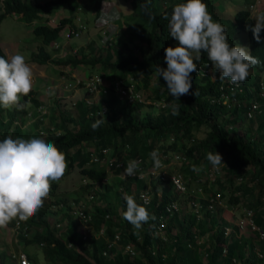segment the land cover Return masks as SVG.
Segmentation results:
<instances>
[{
    "label": "trees",
    "instance_id": "16d2710c",
    "mask_svg": "<svg viewBox=\"0 0 264 264\" xmlns=\"http://www.w3.org/2000/svg\"><path fill=\"white\" fill-rule=\"evenodd\" d=\"M0 1V19L7 13H19L31 24L38 41L37 50L32 52L36 59H53L61 63V67L67 63L98 64L99 74L107 81L106 91L99 94L97 101L88 104L84 97H79L74 100V110L62 108L56 101L59 106L57 113H48L44 121L39 117L32 119V125L37 130L33 137L20 125V116L28 111L27 106L22 109L0 106V140L9 136L20 138L21 135L29 136L28 139L40 138L39 132H44L41 138L54 143L65 153L68 167H78L85 178L81 188L95 191L94 180H97L96 184L102 186L100 197L104 200L109 198L107 194L111 189L104 178L107 165L102 160L90 158L92 152L102 154V147L111 148L110 154L123 160L122 166L112 165L114 173L122 171L129 161L137 157H140L144 167L150 166L154 162L150 156L153 150H157L159 158H162V152L173 149L184 155L179 169L187 188L191 187L193 179L199 178L200 173L206 176V169L211 165L206 158L207 153L219 152L224 163L220 165L221 174L216 175L213 182L216 191L233 203L248 195L244 203L252 209L254 222L264 230V75L261 73L264 70V31H261L258 42L251 30L256 21L249 10L254 0H242L245 6L237 7L230 15L224 16L216 13V0H204L213 20L225 26L229 44L234 41L230 35L231 27L245 31L248 48L260 61L250 69L244 82L225 89V92L229 91L226 101L222 100L224 95L219 88L222 81L220 73L214 71L213 66L212 74L206 71L192 73L191 92L179 99L169 94L166 82L159 77L158 69L167 68L165 49L179 43L169 36L168 23L173 8L186 0H127L131 5L130 11L121 19L119 16L115 19L116 25L124 26L125 35L121 38L105 37L99 45L92 36L86 43L89 52L83 51L78 58L71 51L64 55H51L53 51L47 45L53 44L66 31L69 34L64 36L74 35L73 29L79 21L84 23L82 29L86 28L87 21L75 13L80 0ZM101 1L84 0L90 4L94 21ZM65 3L68 4L69 14L50 21L53 11ZM166 16L168 19H165ZM34 20L36 22L32 23ZM60 46L71 48L74 45L65 42ZM77 47L82 50V47ZM0 56L7 59L1 45ZM206 59L207 53H202L201 60ZM127 74L134 77L135 87L142 93L145 89L149 90L143 94L145 98L150 94L151 99L161 98L164 104L155 108L151 101H125L117 97L112 82L116 77ZM153 74L154 82L150 86L149 79ZM27 98L32 108L40 103L36 89ZM251 98L256 99L257 107L251 106ZM101 103L106 106L104 111L99 110ZM173 105H178L175 115ZM17 118L19 121H15ZM101 119L103 123L99 128L92 130L91 125ZM201 125L203 132L198 136L195 132ZM241 125L244 128L239 130ZM146 161H149L148 164ZM193 165L201 171H193ZM149 179V202H136L145 206L150 217L154 215L155 219H149L140 229L123 217L126 211L125 193L135 195L137 189L146 184L145 178L137 179L135 175L121 179L122 184L113 189V200L95 202L91 209L85 205L91 214L94 233L83 236L77 219L67 211L68 203L59 201L56 196L60 211L54 221L48 218L51 208L43 206L36 215L24 221L25 230L34 225V232L26 235L20 228L17 231L19 238L38 243L47 263L264 264V238L254 240L248 234L243 235L238 225L225 217L219 205H207L209 200L206 196L199 198L198 215L190 207L181 213L173 211L167 215L163 236L160 235L155 224L163 204L172 198L178 199L184 192L177 189L169 177ZM55 186L56 182H53L52 188ZM190 194L192 196L193 189ZM118 205L121 207L119 211ZM226 224L230 225L227 233L224 232ZM101 225L103 229L99 232ZM115 231L118 238L107 245ZM198 235L202 237L200 241H196ZM126 242L132 243L134 253L123 248ZM6 256L7 252L1 249L0 264H6Z\"/></svg>",
    "mask_w": 264,
    "mask_h": 264
},
{
    "label": "clouds",
    "instance_id": "9594fccd",
    "mask_svg": "<svg viewBox=\"0 0 264 264\" xmlns=\"http://www.w3.org/2000/svg\"><path fill=\"white\" fill-rule=\"evenodd\" d=\"M165 19H168L166 16ZM252 19L256 23L251 28L254 38L259 42L264 31V12ZM169 36L179 43L165 49L167 68H159V77H163L169 94L179 99L188 95L192 88V73L197 71L196 61L202 53L212 62L214 71L220 73V79L232 83L244 82L250 69L259 64L248 47L232 46L223 24L214 21L204 0H186L174 6L168 23ZM33 90V71L21 54L10 58L0 56V106L5 109H22V97H27ZM178 105H173V114H177ZM103 123L97 120L91 125L96 130ZM155 168H161L157 150L150 153ZM207 160L214 168L224 163L219 152L207 153ZM68 164L65 153L54 143L42 138H13L0 140V228L6 227L13 220L27 221L43 207L45 199L51 193L52 183L63 178ZM193 171L201 168L193 165ZM139 162L131 160L124 169L126 175L135 176ZM143 177L141 173L140 178ZM126 211L123 217L136 229H140L150 217L145 206L136 202L133 196L125 195Z\"/></svg>",
    "mask_w": 264,
    "mask_h": 264
},
{
    "label": "rangeland",
    "instance_id": "374dc122",
    "mask_svg": "<svg viewBox=\"0 0 264 264\" xmlns=\"http://www.w3.org/2000/svg\"><path fill=\"white\" fill-rule=\"evenodd\" d=\"M32 1H42V0H32ZM112 1V0H111ZM253 5H249L250 15L253 18L256 14L260 12H264L262 9H264V0H254ZM1 3V1H0ZM216 5V13L218 15H230L237 7L245 6L244 2L242 0H219L214 1ZM131 9V5L127 0H114L113 4L110 6V16L112 19L110 20V24L103 26L107 28L105 34L107 36H114L121 38L123 35H125L124 32V26L122 24L116 25V17L119 16L121 19L122 16L129 12ZM77 11L75 13L79 14L84 20L87 21V26L85 29L80 30L77 34L71 35L69 37L64 36L63 33H61L57 38V46H54L53 44H48V49H51L53 52L51 55H64L66 52H70L76 54L75 57H80V55L84 52L88 53L89 49L86 46L87 41L92 36L95 38L96 44H102V37L104 35V32H102V27L93 20V14H91V8L90 4L88 2H84V0L79 1V6L76 9ZM19 13H7L0 19V45L5 51L7 58H10L11 56L15 54H21L25 57L26 62L29 64V66L32 68L33 71V87H36V91H38V97L40 100V103H43L46 106V111L44 112V115H41L39 118L41 121H44L47 119V114L50 112L57 113L59 110V106L67 109V110H74L73 106V100L81 97L83 98L85 95V91H83L82 87H72V89H68L67 86L64 85V82L67 81L69 78H71L69 72L71 70H74L76 73H79L77 75H80L84 77L88 73H99V65H91L89 63H78L73 65L72 63H67L66 65L61 67V63L56 62L55 60H45V61H39L36 59L32 52L37 50V44L38 41L36 37L34 36L32 30H31V24L27 21H25ZM62 14H69V8L68 4L65 3L58 9H55L52 13V16L54 18L59 17ZM255 20V19H254ZM34 20L32 23H35ZM230 35L233 38V46L239 44L242 46L248 47V41H247V35L246 32L243 30L233 29L230 28ZM68 43L71 45H77L82 47V50H76L72 51L73 47L71 48H63V43ZM98 44V45H99ZM68 71H66L65 69ZM262 75H264V70L261 72ZM155 74L150 76L149 82L150 86H152V83L154 82ZM135 80V79H134ZM139 80V79H138ZM83 91V92H82ZM149 90L145 89L143 90V94L148 93ZM82 92V93H81ZM89 98L94 99V101L97 100L98 95H87ZM147 98L150 100L151 96L150 94L147 95ZM26 98H21V102L24 105H27L28 110H30V113H25L24 115L20 116V123L23 126V131H29V136L35 134L36 129H34V125L31 122L32 119L38 117H32V115L35 114L34 107L32 108L31 105H29V102ZM56 101L58 102V105H56ZM153 106L156 108L157 105L153 103ZM17 121L19 119L17 118ZM29 123V124H28ZM26 125V126H24ZM21 126V127H22ZM27 127V128H26ZM244 125L239 126V130L243 129ZM203 132V125H201L197 131L195 132L196 135H201ZM42 133L39 132V137H42ZM20 138L26 139L24 136H20ZM173 149H169L166 151V156L164 161L166 162L165 168L167 170H177L179 173L182 174L181 170L179 169L180 161L176 159L173 156ZM163 153V152H162ZM149 162V161H148ZM146 161V164H148ZM125 168L121 171L122 173H125ZM120 175L114 173L113 170H111L109 167L106 168V178L105 180L110 184L111 189H109V192L107 195H109V198L107 202L114 199L113 189L118 188L122 181L120 179ZM145 177L146 184L144 187L150 186V180H147V176ZM183 177V175H182ZM204 173L199 174V178H195L191 182V187L189 186L187 190H185L184 193H181L180 197L177 199V201L180 204V212H183L189 208L188 201L189 199L194 196L198 199V202L200 201V197H205L206 195H210L211 193L216 192L215 189V183L214 180H209L207 177L205 178ZM205 179V185L203 187L202 181ZM82 183L83 178L81 173L78 170V167L76 165H72L67 167L66 173L63 176V178L56 182V186L52 188V192L50 193L49 197L45 199L43 206L50 207L52 211H48V218L52 221L58 216L60 208H59V202L57 203L56 196L59 197V201L68 203L70 206L71 204L76 203H84L87 207L91 209L92 205L95 202H104L103 198L100 197V191H102V186L100 184H96L95 191L92 189H82ZM137 182L134 181V185L136 186ZM132 185V188H135V186ZM151 189V188H150ZM193 189V194L191 196L190 192ZM215 190V191H214ZM89 193L92 195L90 196ZM238 202H229L227 200V197L225 195H218L217 200L214 201L212 207L217 204L218 207L223 211L225 217L231 221L234 222L238 219V217L243 216L244 208L247 207L244 203L246 201V198L248 195H244ZM121 210L120 205H118V211ZM35 226L32 225L26 235H31L34 232ZM239 231L243 235H249L252 236L251 238L256 240L258 237L257 233L249 229L248 226L245 224L242 226H238ZM3 249L5 252H7L6 256V264H17L16 257L12 253H16L18 249H23L28 253L30 264L32 262H35V264H58L55 262L47 263L44 259L43 253L41 251V247L38 243L34 242H25L19 238V234L17 233V228L14 227L13 221L9 223L6 227L0 228V250Z\"/></svg>",
    "mask_w": 264,
    "mask_h": 264
},
{
    "label": "built area",
    "instance_id": "2783aa9c",
    "mask_svg": "<svg viewBox=\"0 0 264 264\" xmlns=\"http://www.w3.org/2000/svg\"><path fill=\"white\" fill-rule=\"evenodd\" d=\"M254 3V2H253ZM253 3H251L250 5H253ZM113 4V1L111 0H102L100 3V11L99 14L95 17V22L96 24L100 25L102 27V32H104V35L102 37V39H104L105 37H108L105 32L106 30H108L107 28L103 27L106 26L108 24H110V20L112 19V17L110 16V6ZM54 20V16L50 17V21ZM84 27V23L82 22H77L76 26L73 29V33L77 34L80 30H82V28ZM69 34V31H66L64 33V35ZM54 46L57 45V41L54 40L53 41ZM233 46V44H232ZM77 45L73 46L72 51H76L77 50ZM196 63L198 64L197 66V73L201 74L206 72H209L212 74V62L208 59L202 61H196ZM127 80V81H126ZM64 85L67 86L68 88H76V87H83L84 91L87 95L93 94V95H98L101 92H105L106 88H107V81L103 80L102 76L99 73H90L84 77L74 74L71 76V78H69L67 81L64 82ZM234 85H237V83H232L230 82L228 79L227 80H222L219 84V88L221 89V92H223L224 97L222 98L223 101H226L228 99V93L229 91L227 90V92H225V89L228 88H232ZM262 85V84H261ZM112 87L114 89L115 94L117 95V97L125 100V101H151L156 105H163L164 104V100L163 99H148L145 98V96L143 95L142 91H140L139 89H137L135 87V80L134 77L130 74H127L125 77H116L114 79V82H112ZM262 92V91H260ZM87 95L84 96L85 101L88 104H91L94 101V99L89 98ZM97 96V97H98ZM74 103V100L72 101ZM258 102L256 101L255 98H251V106L252 107H257ZM106 109L105 104L101 103L100 105V111H104ZM34 111L35 114L32 115V117L38 116L40 117L41 115H44V112L46 111V106L43 103H38L35 107H34ZM26 113H30V110H28ZM17 121V120H15ZM101 152L102 154H98L97 152L91 153L90 158L93 160H102L105 162V164L107 165V167H109L111 169L112 165H116V166H122L123 165V160L116 158L115 156L111 155V148L109 147H102L101 148ZM173 156L178 159L179 161L182 160V158H184L183 154H180L179 152L173 151ZM162 158L160 157L159 159L162 162V167L161 168H155L154 166V162L152 165L150 166H146L144 167V165L141 162L140 157H137L136 161L139 162V170L136 174L137 179H140V175L141 173L143 174L142 178H145L144 176L149 177H158V178H164V177H169V179H171L172 183L175 185V187L177 189H179L180 191L185 192V190H187V186L185 184L184 181V177H182V174L179 173L177 170H167L165 168L166 162L164 161V156H166V153L163 152L161 154ZM117 174H119L120 176L122 175H126L125 173L117 172ZM221 174V168L219 166V168H214L213 165L211 164L210 166L207 167L206 169V177L209 180H214L216 175H220ZM83 180L85 181V178L82 177ZM106 178V176L104 177ZM147 178V179H148ZM239 178V177H238ZM97 180H94V186H96ZM89 195L91 196L92 194L89 193ZM125 195H131L128 193H125ZM150 191L148 190V187H140L137 189V191L135 192V195H131L134 197L135 200L140 201L142 203H147L150 200ZM220 195L218 191H216L214 194H208V196L206 195V197L208 198L209 202H208V206H212L214 201L217 200V196ZM189 207L191 208V210H193L195 213H197V215L199 214V205L200 202H198V199L195 197H191L188 201ZM181 208H180V204L177 201L176 198H172L170 200H168L167 202H165L163 204V209L159 212L158 217H157V221H156V231L163 236V226L165 225V219L167 215H170L173 211L175 212H180ZM74 218L77 219L78 223H79V227L80 230L82 232V235H88L89 233H94V231L92 230V223L90 222L91 220V214L90 211L88 209H86L85 204L84 203H76V204H71L68 207L67 210ZM235 223L238 226H242V225H246L249 227V229L254 230L258 237H262L264 238V230L261 229L259 227V225H257L254 220H253V216H252V209L250 207H245L244 208V212H243V216L242 217H238V219L235 221ZM56 224H58V222H56ZM13 225L15 228H17V231L21 229H23L24 233H27V230H25V224L24 221H17V220H13ZM103 229V225L99 226L98 230L99 232H101ZM230 230V225L226 224L224 225V232L227 233ZM118 238V232L115 231L113 233V237L111 239H109L107 241V245H110L111 243L115 242V240ZM202 237H200L199 235L196 237V241H200ZM126 251H128L129 253H134L135 249L132 245L131 242H126L124 244L123 247ZM103 252H105V249L103 250ZM256 252L258 254H261V252L259 250L256 249ZM17 260V264H30V259L29 256L27 254V252L23 249H18L16 251V253H12Z\"/></svg>",
    "mask_w": 264,
    "mask_h": 264
},
{
    "label": "crops",
    "instance_id": "0c3cea01",
    "mask_svg": "<svg viewBox=\"0 0 264 264\" xmlns=\"http://www.w3.org/2000/svg\"><path fill=\"white\" fill-rule=\"evenodd\" d=\"M113 2H114V0H112ZM116 21V20H115ZM116 23V22H115ZM64 48V47H63ZM66 65V64H65ZM64 69H65V67H64ZM66 71H68L67 69H65ZM69 72V71H68ZM69 74H70V76H72V75H74V74H79V73H76L74 70H71V72H69ZM36 87H33V89H35ZM83 88V87H82ZM68 89H72V88H68ZM83 91H84V88H83ZM82 91V92H83ZM81 92V93H82ZM37 95H38V91H37ZM98 98V97H97ZM97 101V100H96ZM25 106H27V105H25ZM32 121L33 120H31V122L29 121V123H32ZM28 123V124H29ZM21 125V124H20ZM22 126V125H21ZM24 126H26V125H24ZM22 128H23V126H22ZM27 128V127H26ZM29 138V136L28 137H26V139H28Z\"/></svg>",
    "mask_w": 264,
    "mask_h": 264
}]
</instances>
